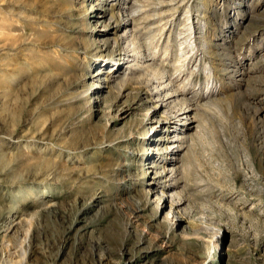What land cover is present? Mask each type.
Wrapping results in <instances>:
<instances>
[{
    "label": "rangeland",
    "instance_id": "rangeland-1",
    "mask_svg": "<svg viewBox=\"0 0 264 264\" xmlns=\"http://www.w3.org/2000/svg\"><path fill=\"white\" fill-rule=\"evenodd\" d=\"M122 1L0 0L9 259L264 264V0H133L129 14ZM115 20L131 21L143 45L130 53L156 52L162 74L127 67ZM111 62L118 71L105 79ZM161 75L199 114L175 213L153 202V181L174 182L156 171L176 155L166 139L176 115L155 94Z\"/></svg>",
    "mask_w": 264,
    "mask_h": 264
},
{
    "label": "bare ground",
    "instance_id": "bare-ground-1",
    "mask_svg": "<svg viewBox=\"0 0 264 264\" xmlns=\"http://www.w3.org/2000/svg\"><path fill=\"white\" fill-rule=\"evenodd\" d=\"M122 2L124 4L127 3L125 6L122 7L124 11L128 12L127 14L131 13L133 9L132 7L134 6L132 5L133 0H123ZM110 17L115 18L113 14L110 15ZM189 18H191V16H189ZM130 20H132L133 23V21H135V18L132 17V19ZM130 20H125L121 22L119 20H115L114 23L115 26L112 27V29H115V28H119L122 25L124 26L123 36H121V38L125 40L124 44L127 45L125 46L126 49L125 56L128 58V62H129L127 67L132 69H134V67H138V68H142L143 70L146 69L148 71L150 69L152 72H154V74L158 75V73H161V69L156 66L154 61L152 62L149 61L154 59L156 52H154V57L152 56V58H145L148 53H146L143 50L137 52V54L134 53L136 55L130 53L131 50L135 51L136 49L139 48L141 49V46L143 45L141 44V42H139L140 37L137 31L135 30V28L132 29V26H130L131 25ZM110 25L111 23L108 22L107 26L109 27ZM117 38L118 37L115 38V41L119 42ZM130 46H133V49L129 50ZM118 66L119 63L116 62L112 64H107V68L109 67L110 69H107L106 72H104L105 79H108L109 72H117ZM120 70L121 68L119 69V71ZM141 72L143 71L141 70ZM151 75L153 74L151 73ZM171 77L168 76L165 79H161L163 78V75H161L159 78H157L154 87H155V94L158 97V99L157 98L156 99L161 102L160 103L158 101L160 103L158 107L159 108L164 107L163 112L165 114L174 113L176 115V121L174 122V125H172L175 128L173 131V135L170 138L166 137V139L171 140L168 147L172 148V150L175 151L176 155H174V157L170 159L171 162L168 163L164 168L163 170L164 173L160 174L159 173L160 171H156L157 176H154V179L159 181V180H164V178L171 177V179H173L174 182L173 185L168 190H165L161 186H157L156 181H153L152 188H156V192H155L156 198L153 200V202H160V206H162V204L167 206L168 201H170V210L168 211L169 213H175L174 210L175 205H179L180 202H182L181 199L179 198L180 197L179 190L177 189L179 180H181V178L184 176V172L180 171V167L184 162L183 159L184 158L188 159V156L190 155L191 147H192L191 144L193 143L192 140H194L190 130L194 129L195 126H197L194 123L196 122L195 117L199 114L198 112H196L197 108L195 109L188 102V98L185 96L186 93L182 92L183 89L181 90L182 92L180 93L181 95L176 93L175 81ZM179 96H183V97H179ZM167 118H168L167 116L164 117L161 125L162 131L160 133L162 134L164 133V130H166L171 125V121H169ZM149 167L151 168L155 167V164L154 165L152 164ZM13 227H14V218H12L8 222L7 226L0 231V264H23L25 262L24 261L25 259H23L22 261L15 263L13 262V260L9 259L8 257L12 252L10 243H11L12 235L15 232Z\"/></svg>",
    "mask_w": 264,
    "mask_h": 264
}]
</instances>
